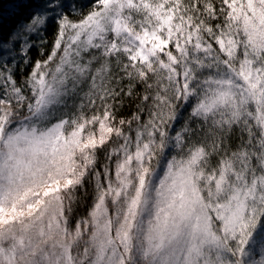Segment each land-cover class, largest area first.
I'll list each match as a JSON object with an SVG mask.
<instances>
[{
	"label": "snow or ice",
	"instance_id": "1",
	"mask_svg": "<svg viewBox=\"0 0 264 264\" xmlns=\"http://www.w3.org/2000/svg\"><path fill=\"white\" fill-rule=\"evenodd\" d=\"M0 264H264V0H0Z\"/></svg>",
	"mask_w": 264,
	"mask_h": 264
}]
</instances>
